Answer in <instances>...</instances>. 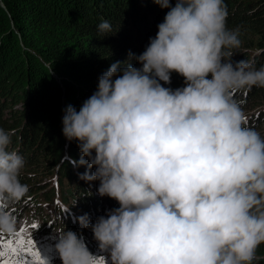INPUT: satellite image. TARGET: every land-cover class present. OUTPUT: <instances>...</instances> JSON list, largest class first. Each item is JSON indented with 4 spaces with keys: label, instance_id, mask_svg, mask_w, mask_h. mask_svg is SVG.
Returning a JSON list of instances; mask_svg holds the SVG:
<instances>
[{
    "label": "clouds",
    "instance_id": "clouds-1",
    "mask_svg": "<svg viewBox=\"0 0 264 264\" xmlns=\"http://www.w3.org/2000/svg\"><path fill=\"white\" fill-rule=\"evenodd\" d=\"M153 2L168 11L136 57L141 66L112 63L79 111L65 110L63 135L82 154L73 163L89 169L80 179L99 181V196L119 204L94 223L86 214L79 223L91 228L111 264H253L264 244V137L247 126L233 93L264 88V66L232 60L241 41L227 27L224 0ZM98 31H111L110 23ZM173 72L183 87L163 86ZM14 135L0 127L6 200L28 190L20 181L25 159L10 150ZM16 227L0 208V233ZM56 231L62 264L103 258L75 231Z\"/></svg>",
    "mask_w": 264,
    "mask_h": 264
},
{
    "label": "trees",
    "instance_id": "trees-1",
    "mask_svg": "<svg viewBox=\"0 0 264 264\" xmlns=\"http://www.w3.org/2000/svg\"><path fill=\"white\" fill-rule=\"evenodd\" d=\"M171 3L174 6L175 0ZM224 3L227 27L239 30L241 42L264 31V0ZM167 11L153 0H0V127L15 132L10 150L24 157L20 181L28 186L18 200L0 196V208L15 219L18 211L8 207L11 203L23 205L24 228L38 225L31 234L52 248L56 262L61 261L55 248L56 230L75 231L97 257L101 254L98 242L91 228L82 227L78 218L86 214L91 224L119 207L117 201L99 196V181L80 179L89 169L86 164L73 163L82 154L78 141H68L63 135L65 110L71 105L79 111L112 63L128 61L140 67L136 57L155 38ZM104 20L111 31L101 34L98 25ZM251 45V54L260 48L263 52L254 66H264V41ZM232 60L246 59L237 53ZM163 86L183 87L184 78L173 72L171 83ZM251 89L246 88L244 99ZM259 95L260 91L252 98ZM261 113L264 116V105L252 106L245 113L247 126L254 124V114ZM256 256L260 258L253 264H264V244Z\"/></svg>",
    "mask_w": 264,
    "mask_h": 264
},
{
    "label": "rangeland",
    "instance_id": "rangeland-1",
    "mask_svg": "<svg viewBox=\"0 0 264 264\" xmlns=\"http://www.w3.org/2000/svg\"><path fill=\"white\" fill-rule=\"evenodd\" d=\"M264 23V20L262 21ZM262 37H264V31L261 33H253L250 37V39H244V41L241 42V45L238 49H234L233 51L235 52L234 54L240 53L247 61L252 62L253 64L259 59V57H261L262 53L261 51H259V49H257L256 52H254V54H251L249 52V50L251 49L250 47H252L253 45H251L252 43H254L255 45H258L259 42L264 41V38L262 40ZM258 48H260L258 46ZM261 49V48H260ZM253 56V58H251ZM253 59V60H251ZM259 64V63H258ZM257 64V65H258ZM264 65V64H263ZM260 65L256 66L257 69H259ZM246 91V88L244 89H239L236 90V94L237 96L234 98L242 107V109L244 110V112L246 113L250 108H252V106L256 105V109L261 108L264 105V88L262 87H255L251 90L248 91V95L246 97V99H244V93ZM258 91H260V95L256 98H252ZM263 113H261L260 116L258 115H253L252 120L254 121V124H252L251 128H254L255 130H257L262 137H264V116H262ZM56 179H54L55 181ZM50 183V182H49ZM51 187V185H50ZM54 207H56L58 205V199H55L54 202ZM23 205H20L19 203L17 204H13L11 203V205L8 207L9 210L14 209L18 211L17 214V219H21L17 222V227L16 230L12 233H0V237L2 238H12L13 237V233L19 232L21 229H27L24 228V222H25V217H26V213H24L23 215L20 214V212H23V209L21 208ZM44 207H47L43 204ZM50 207V206H49ZM50 212V210H47V213ZM15 218V219H16ZM37 250L40 253L41 259L44 260L46 262V264H62V261L60 262H56L54 260L51 259V254L53 252L52 248L49 247H45L43 245V243H39L36 242V239H33ZM9 255L11 256L12 254L9 253ZM21 257H26L27 254L26 253H20ZM99 257H103L99 260V264H111V260H110V256L108 255V253L106 252H102ZM260 257L256 256V259H258ZM255 259V260H256ZM255 260L253 262H255Z\"/></svg>",
    "mask_w": 264,
    "mask_h": 264
},
{
    "label": "snow or ice",
    "instance_id": "snow-or-ice-1",
    "mask_svg": "<svg viewBox=\"0 0 264 264\" xmlns=\"http://www.w3.org/2000/svg\"><path fill=\"white\" fill-rule=\"evenodd\" d=\"M37 228L38 225L32 224L27 229L13 233L12 238L0 237V264H46L32 239L31 233ZM20 253H26L27 256L21 257Z\"/></svg>",
    "mask_w": 264,
    "mask_h": 264
},
{
    "label": "water",
    "instance_id": "water-1",
    "mask_svg": "<svg viewBox=\"0 0 264 264\" xmlns=\"http://www.w3.org/2000/svg\"><path fill=\"white\" fill-rule=\"evenodd\" d=\"M259 50H262V49H259Z\"/></svg>",
    "mask_w": 264,
    "mask_h": 264
}]
</instances>
